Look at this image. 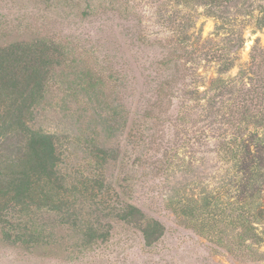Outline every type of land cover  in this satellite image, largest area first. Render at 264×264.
<instances>
[{
  "label": "rangeland",
  "instance_id": "obj_1",
  "mask_svg": "<svg viewBox=\"0 0 264 264\" xmlns=\"http://www.w3.org/2000/svg\"><path fill=\"white\" fill-rule=\"evenodd\" d=\"M216 1L218 7L178 0H0V43L44 36L67 58L58 76L65 92L35 109L34 124L59 137L67 171L105 180L104 197L85 202L86 219L76 223L107 231L86 247L68 218L70 225L44 227L55 247L0 241V264H264L250 259L264 253V242L244 257L227 240L196 234L169 203L186 187L194 194L227 189L231 171L215 154L214 136L230 127L205 100L215 95L212 78L233 77L254 42L264 45V27L255 24L264 0ZM167 79L174 82L158 108ZM94 144L115 149L116 159L95 162ZM127 203L163 226L150 245L137 224L116 217ZM38 220L53 226L62 217L40 214Z\"/></svg>",
  "mask_w": 264,
  "mask_h": 264
},
{
  "label": "trees",
  "instance_id": "obj_2",
  "mask_svg": "<svg viewBox=\"0 0 264 264\" xmlns=\"http://www.w3.org/2000/svg\"><path fill=\"white\" fill-rule=\"evenodd\" d=\"M190 2L220 5L216 0H178L183 5ZM255 18L256 28H263L264 6ZM66 60L58 44L44 36L0 43V241L8 246L55 247L57 240L53 234L44 236V227L70 225L68 218L81 232L86 247L106 238L107 231L93 226L84 230L76 223L80 216L86 219L80 213L85 202L97 204L104 197L105 180L67 171L59 137L34 124L35 109L55 92H65L58 76ZM173 82H161L155 102L158 108L162 106L160 95L165 97ZM210 83L209 90L215 95L206 98V107L230 127L229 132L214 136L215 154L231 171L227 189L224 193L218 186L194 194L193 186L186 187L169 203L196 234L227 240L230 251L251 257L256 253L252 245L264 242V229H260L264 223V45L256 40L236 75L229 79L216 76ZM90 155L98 164L107 163L108 156L116 159L115 149L105 145H92ZM40 214L58 215L62 220L48 226L39 222ZM116 214L120 221L137 224L147 245L163 234V226L133 204H125ZM252 258L264 260V253Z\"/></svg>",
  "mask_w": 264,
  "mask_h": 264
}]
</instances>
